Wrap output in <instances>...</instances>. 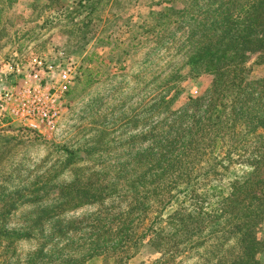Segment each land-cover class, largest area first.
Returning <instances> with one entry per match:
<instances>
[{
  "label": "rangeland",
  "instance_id": "1",
  "mask_svg": "<svg viewBox=\"0 0 264 264\" xmlns=\"http://www.w3.org/2000/svg\"><path fill=\"white\" fill-rule=\"evenodd\" d=\"M221 1L0 0L2 76L23 81L13 70L42 61L87 68L95 80L86 89L73 80L51 130L0 126V264H117L110 246L121 224L141 232L160 210L153 233L121 251L122 264H230L240 246L220 233L226 218L168 247L164 218L177 205L159 203L165 186L151 175L199 120L190 100L207 97L213 75L187 59L199 30L214 31L202 24L228 7ZM162 7L168 18L156 26L151 13ZM255 60L246 63L252 80L264 77ZM255 236L264 243V218ZM254 258L264 263V244Z\"/></svg>",
  "mask_w": 264,
  "mask_h": 264
},
{
  "label": "trees",
  "instance_id": "2",
  "mask_svg": "<svg viewBox=\"0 0 264 264\" xmlns=\"http://www.w3.org/2000/svg\"><path fill=\"white\" fill-rule=\"evenodd\" d=\"M221 3L228 7L219 13H208V18L215 19L212 24H202L213 25L214 31L206 35L208 28L199 30L195 52L187 59L194 70L213 75L207 97L190 100L193 110H201L199 120L180 142L181 149L162 154L163 159L158 160L163 162L162 170L151 175L154 174V181L162 179L165 186L159 193V203L166 207L177 205L164 218L168 247L226 218L227 223L219 231L223 235L236 234L240 246L230 264H264L254 258L264 244L255 236V227L264 218V77L250 79L246 66L252 55H256L255 63L264 62V0ZM168 10L162 7L151 13L154 25H161L157 21L162 16L168 18ZM79 70L74 85L89 88L95 81L90 70ZM65 151L70 157L77 155L72 150ZM235 164L242 168V173L230 167ZM224 177L230 178L227 187L222 184ZM162 211L141 232L121 224L125 233L110 246L112 253H116L117 264L124 262L122 250L131 249L153 233L157 228H153V223L163 219ZM135 223L137 226L140 220L130 225ZM219 261L221 264L223 260Z\"/></svg>",
  "mask_w": 264,
  "mask_h": 264
},
{
  "label": "built area",
  "instance_id": "3",
  "mask_svg": "<svg viewBox=\"0 0 264 264\" xmlns=\"http://www.w3.org/2000/svg\"><path fill=\"white\" fill-rule=\"evenodd\" d=\"M37 66L38 69L13 70L16 75L23 74V81L0 74V126L18 122L27 129L40 131L51 130L57 124L65 108V94L74 80L75 66H44L42 61Z\"/></svg>",
  "mask_w": 264,
  "mask_h": 264
}]
</instances>
